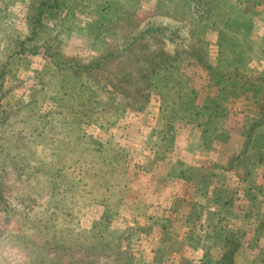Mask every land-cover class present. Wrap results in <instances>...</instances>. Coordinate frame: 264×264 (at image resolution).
<instances>
[{
	"label": "rangeland",
	"instance_id": "374dc122",
	"mask_svg": "<svg viewBox=\"0 0 264 264\" xmlns=\"http://www.w3.org/2000/svg\"><path fill=\"white\" fill-rule=\"evenodd\" d=\"M263 70L264 0H0V264H171L118 177L126 146L156 113L222 117L221 88L243 113ZM262 194V250L233 264H264Z\"/></svg>",
	"mask_w": 264,
	"mask_h": 264
},
{
	"label": "crops",
	"instance_id": "0c3cea01",
	"mask_svg": "<svg viewBox=\"0 0 264 264\" xmlns=\"http://www.w3.org/2000/svg\"><path fill=\"white\" fill-rule=\"evenodd\" d=\"M262 72L254 73L243 113L228 112L227 89L221 88L222 117L193 111L188 117L179 113L164 119L156 113L144 126L141 154L131 157L135 150L126 146L124 164L129 162L132 171L121 169L118 177L133 192L135 207L154 223L157 241L155 246L150 242L154 251L149 253L171 256V264H201L207 255L206 264H214L229 249L226 231L236 242L234 256L261 252L264 171L258 176L256 168L264 162V150L245 144L247 129L264 125V87L257 77ZM240 229H245L241 236Z\"/></svg>",
	"mask_w": 264,
	"mask_h": 264
},
{
	"label": "trees",
	"instance_id": "16d2710c",
	"mask_svg": "<svg viewBox=\"0 0 264 264\" xmlns=\"http://www.w3.org/2000/svg\"><path fill=\"white\" fill-rule=\"evenodd\" d=\"M247 23L251 24V26H252V22L248 21ZM215 45L217 48L219 47L217 45V43ZM109 55H110V53H106L105 55L101 56V59L103 57H108ZM148 70L150 71V69H148ZM260 145H264V142H262V143L260 142ZM227 232H229V231L224 232L226 235H229L227 240H225V242L228 241L227 245L229 246V249L227 250V252L223 256L220 257V259H218V260H220V262L217 259H214V262H213L214 264H233V262H234L233 258H234V249L236 247V242L233 238H231L232 237L231 232L230 233H227ZM261 242H263V238H262ZM209 258H210L209 256L204 255L203 262H200V263L206 264V262L209 261ZM200 260H202V259L200 258Z\"/></svg>",
	"mask_w": 264,
	"mask_h": 264
}]
</instances>
